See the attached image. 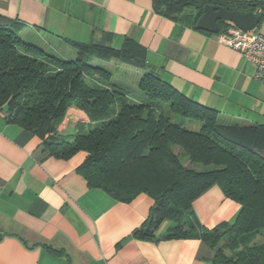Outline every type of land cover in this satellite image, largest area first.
<instances>
[{"label":"crops","instance_id":"crops-1","mask_svg":"<svg viewBox=\"0 0 264 264\" xmlns=\"http://www.w3.org/2000/svg\"><path fill=\"white\" fill-rule=\"evenodd\" d=\"M195 20L189 9L159 14L152 0H0V24L46 54L72 61L71 42L118 50L128 38L144 50L145 70L217 111L219 125L264 126V86L253 66L219 41V28L197 30ZM136 70L139 81L143 70ZM89 122L70 107L57 130L71 136ZM42 141L0 111V264H212L214 249L200 240L162 239L166 222L150 238L140 234L150 196L121 202L90 187L77 170L85 153L58 159ZM239 208L217 186L192 203L207 229L233 222Z\"/></svg>","mask_w":264,"mask_h":264},{"label":"trees","instance_id":"trees-1","mask_svg":"<svg viewBox=\"0 0 264 264\" xmlns=\"http://www.w3.org/2000/svg\"><path fill=\"white\" fill-rule=\"evenodd\" d=\"M152 3L159 14L192 10L195 23L205 6L240 13L264 8L242 0ZM229 26L219 21V33ZM69 45L77 58L59 60L22 41L16 28L0 24V111L6 119L41 138L50 156L67 160L85 153L77 170L90 187L121 202L150 196L154 206L142 236L150 238L170 222L161 238L200 240L214 249L212 264H264V126L219 125L217 111L145 70L144 50L131 39L118 50ZM95 58L106 62L94 63ZM112 58L143 70L137 84L141 100L98 77L110 75L107 62ZM85 67L94 74L84 73ZM70 107L84 110L90 122L84 132L63 136L57 129ZM213 186L240 208L233 222L207 229L196 222L192 203ZM258 235L263 237L259 244Z\"/></svg>","mask_w":264,"mask_h":264},{"label":"built area","instance_id":"built-area-1","mask_svg":"<svg viewBox=\"0 0 264 264\" xmlns=\"http://www.w3.org/2000/svg\"><path fill=\"white\" fill-rule=\"evenodd\" d=\"M254 15L264 25V8H256ZM219 41L237 52L254 68V79L264 86V33L258 30L242 31L234 26L219 35Z\"/></svg>","mask_w":264,"mask_h":264},{"label":"rangeland","instance_id":"rangeland-1","mask_svg":"<svg viewBox=\"0 0 264 264\" xmlns=\"http://www.w3.org/2000/svg\"><path fill=\"white\" fill-rule=\"evenodd\" d=\"M256 30L261 31L262 33H264V25L260 24V26H258V28ZM108 61L109 62H108L107 68L110 71V75L105 77L104 75H98L97 74L98 77H100L101 80L104 83H107V84H110V85H117L118 87L123 88L126 92H128V95L131 98H134V99H137V100H141L142 99V93L139 91V89L137 87L138 80H136V72H137L136 68L137 67L134 66L133 64H131V62H128V61L125 62V61H122L121 59H113L112 58V59H110ZM99 62H106V59H103V61L96 59L94 61V63H99ZM138 71H140V69H138ZM84 73L89 74V75L92 76L94 74V71L92 69H89V68L85 67L84 68ZM184 126H185L186 129L194 130V127L192 125H188V124L185 125L184 124ZM81 131L84 132V129H82ZM178 150L179 149H176L175 152L177 153ZM183 163L187 167H189L188 161H186V160L184 161L183 160ZM198 168L199 167H196V169H198ZM208 168H210V167H208ZM166 223H168V222H166ZM168 224H169L168 226L170 227L171 223L169 222ZM165 233H167V230H164L163 234H165ZM263 234H264V231H263ZM261 236L262 235H258L255 238V242L256 243L259 244V243L262 242L263 237H261ZM221 242H223V240Z\"/></svg>","mask_w":264,"mask_h":264},{"label":"water","instance_id":"water-1","mask_svg":"<svg viewBox=\"0 0 264 264\" xmlns=\"http://www.w3.org/2000/svg\"><path fill=\"white\" fill-rule=\"evenodd\" d=\"M219 21L229 22L234 27L247 32L252 31L258 25L260 17L254 16L251 12L242 14L239 11H226L219 7L205 6L204 13L196 24V29L216 34Z\"/></svg>","mask_w":264,"mask_h":264}]
</instances>
